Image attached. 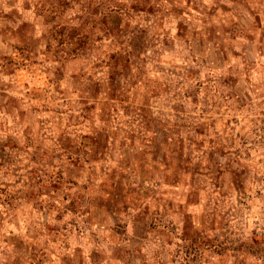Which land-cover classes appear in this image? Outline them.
I'll use <instances>...</instances> for the list:
<instances>
[{
  "label": "clouds",
  "instance_id": "1",
  "mask_svg": "<svg viewBox=\"0 0 264 264\" xmlns=\"http://www.w3.org/2000/svg\"><path fill=\"white\" fill-rule=\"evenodd\" d=\"M222 259L264 264V0H0V264Z\"/></svg>",
  "mask_w": 264,
  "mask_h": 264
},
{
  "label": "rangeland",
  "instance_id": "2",
  "mask_svg": "<svg viewBox=\"0 0 264 264\" xmlns=\"http://www.w3.org/2000/svg\"><path fill=\"white\" fill-rule=\"evenodd\" d=\"M63 27V26H62ZM166 102V98L163 96V95H161L160 96V98L157 100V106H160V105H162V104H164ZM167 143V142H166ZM169 147H171V145L169 144L168 145ZM162 151H164V149H163V147H161V148H159L155 153H154V155H146L145 157H144V160H143V162H142V166L144 167V168H147L148 166H151L156 160H158L159 159V157H160V154H161V152ZM178 151L180 152V154H181V160L183 161L184 159H185V157H184V149H183V146H182V143H181V145L178 147ZM190 157H188V160H189V162H190ZM165 162L167 163V155H166V153H165ZM175 165L173 164V165H170L169 167H168V169H167V172L165 173L168 177H169V182H173V179H172V171H173V167H174ZM186 165H184L183 163H181L180 164V167L181 168H183V167H185ZM187 166H189L190 167V163H189V165H187ZM157 171H163V169H157ZM181 179H182V177L181 176H177L176 178H175V183L176 184H179L180 183V181H181ZM144 195L145 196H147L148 195V193L146 192V193H144ZM131 198V194H129V196H127V197H125V200L127 201L128 199H130ZM202 239L203 238H200V240H197L195 243H194V247L195 248H197V249H199L200 248V244H201V241H202ZM226 254H224V253H222V257H224ZM221 264H225V261L222 259V261H221Z\"/></svg>",
  "mask_w": 264,
  "mask_h": 264
}]
</instances>
